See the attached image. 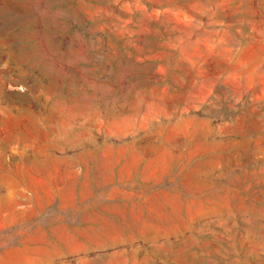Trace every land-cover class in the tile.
Returning a JSON list of instances; mask_svg holds the SVG:
<instances>
[{"label": "rangeland", "instance_id": "obj_1", "mask_svg": "<svg viewBox=\"0 0 264 264\" xmlns=\"http://www.w3.org/2000/svg\"><path fill=\"white\" fill-rule=\"evenodd\" d=\"M0 264H264V0H0Z\"/></svg>", "mask_w": 264, "mask_h": 264}]
</instances>
